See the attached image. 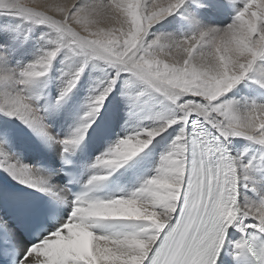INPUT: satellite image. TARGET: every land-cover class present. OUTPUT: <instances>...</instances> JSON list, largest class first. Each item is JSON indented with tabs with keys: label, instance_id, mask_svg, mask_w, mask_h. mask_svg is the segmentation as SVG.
Returning a JSON list of instances; mask_svg holds the SVG:
<instances>
[{
	"label": "snow or ice",
	"instance_id": "snow-or-ice-1",
	"mask_svg": "<svg viewBox=\"0 0 264 264\" xmlns=\"http://www.w3.org/2000/svg\"><path fill=\"white\" fill-rule=\"evenodd\" d=\"M227 4L235 14L216 27L201 22L200 0H0V12L52 37L23 67L0 54V114L18 119L46 147H59L62 158L81 148L121 82L130 113L150 121L97 156L96 171L75 193L51 183L55 170L9 156L0 140V170L50 198L32 210L33 238L18 254L0 222L5 264H223L229 249L237 261L264 264V182L253 178L264 176V99L230 95L246 81L264 91V0ZM177 13L186 31L154 30ZM61 55L78 66L62 74L55 101L41 105L37 86L46 85ZM94 62L112 72L79 124L64 137L52 135L45 113L67 102ZM157 137L170 143L151 178L109 190L110 178ZM235 138L261 151L233 155ZM234 232L241 238L231 242Z\"/></svg>",
	"mask_w": 264,
	"mask_h": 264
},
{
	"label": "bare ground",
	"instance_id": "bare-ground-1",
	"mask_svg": "<svg viewBox=\"0 0 264 264\" xmlns=\"http://www.w3.org/2000/svg\"><path fill=\"white\" fill-rule=\"evenodd\" d=\"M33 1L38 2V0ZM200 3L204 5V7H202L203 9L215 11V13L222 15L224 20L229 21V23L235 14L227 4V0H200ZM191 7L194 9L195 5ZM180 14L181 13H177L175 16H170L161 24L156 25L154 30L158 34L171 33L174 35H179L181 32L186 31L187 28L183 25ZM199 18L204 25L216 27L226 26L225 24H217L218 16L212 23H210L204 15L199 16ZM11 21L13 23L2 32L0 38L3 42L0 46H6L10 51H7L8 54L5 56L10 59V62L23 61L24 58L35 59L36 52L28 53V49L32 45V42H30L31 39H29L26 32L29 30L28 32H32L33 34L38 26L33 27L31 24L25 23L23 20L13 16L11 17ZM23 27H25V32H19ZM20 62L21 61H19V63ZM78 63L79 61L75 59L64 62L63 55L57 58L46 85L41 83L37 86V91L42 96V99L39 101L41 105L55 101L52 98V82L57 89H60L64 79H66V76L62 74L73 70L78 66ZM111 72L112 69L108 68L104 62H94L88 65L80 83L67 102L62 107L45 113V123L49 126V131L52 135L59 137L66 136L79 124L80 117L86 111V103L95 94V90L109 77ZM122 86L123 82L118 84L116 90L109 96L108 100L105 101L104 108L98 117V122L93 125L94 130H90L89 136L81 148L77 150L75 154L71 155L74 164L78 167L76 183L82 184L86 182L90 175L94 174L96 170L92 169V164L95 162L97 156L107 150L110 144L115 142L118 138H123L133 133L138 127L150 123V121H142L140 118L130 113L128 101L121 94ZM58 91L55 94V98L58 95ZM230 95L233 99L241 102L264 99V91L260 90L255 85H251L248 81L239 85ZM0 140L5 142V150L9 156H13L15 160H18L21 164L38 167L42 171L55 170V174L51 178V183L60 187L67 186L66 174L63 170L60 171L64 158L60 155L61 149L59 147H46L22 122L16 118L7 117L3 114H0ZM169 143L170 140L161 141L160 137H157L152 144L134 158L130 166L126 165L110 178L107 188L112 190L127 186L129 189H132V187L138 184L142 179L151 178L154 168L158 166L160 156L165 153ZM229 149L233 155L244 152L256 155L261 151L260 146L243 138L233 139L229 144ZM253 178L256 179L258 183L264 182V176H261L259 173H254ZM6 184L12 189L37 192L34 189L18 183L7 172L0 170V190H3ZM248 195L251 196V193H248ZM0 220H5V215L1 207ZM240 238L241 234L239 232H234L231 236V242ZM18 245L20 249L29 246L20 238ZM230 252L231 250L229 249L228 252L222 253L223 264H249L248 258L242 257L237 261Z\"/></svg>",
	"mask_w": 264,
	"mask_h": 264
},
{
	"label": "rangeland",
	"instance_id": "rangeland-1",
	"mask_svg": "<svg viewBox=\"0 0 264 264\" xmlns=\"http://www.w3.org/2000/svg\"><path fill=\"white\" fill-rule=\"evenodd\" d=\"M30 2H34V1L33 0H30ZM198 15L199 16H203L204 15V17L210 23H212V21L215 20L217 16H218V22H217V24H225L226 25L227 23H229V21L224 20V18L222 17V15H218L213 10H206V9L200 8L198 10ZM11 17L12 16H9V15L3 13V12H0V38H1L2 32L4 30H6L10 26L11 23H13L11 21ZM180 18H181V14H180ZM24 28L25 27H23V29L21 31H19V32H25ZM28 31L26 32V34L29 36V39H31L30 42H32L31 43L32 45L28 49V53H35L36 52L35 53L36 54L35 56L37 57L42 52V50H44L48 46V40L51 39L52 37L45 35L47 29L44 28L43 26H38V28L36 29V31L33 34H32V32L30 33ZM2 43L3 42L0 40V45H2ZM7 51L10 52L7 49L6 46H4V47L0 46V54L7 55L8 54ZM33 60L34 59H31V58H24L23 61L22 60H19V61H21L20 63H19V61H14L15 64H14V62H10V63H11V65L13 67H16V66L23 67L26 64L32 62ZM52 86H53L52 98L55 100V94H56V92L59 89H57L55 87V85H54L53 82H52ZM61 137H64V136H61ZM5 188H11V187L8 184H6L5 187H4V189ZM16 188H19V187H16Z\"/></svg>",
	"mask_w": 264,
	"mask_h": 264
}]
</instances>
